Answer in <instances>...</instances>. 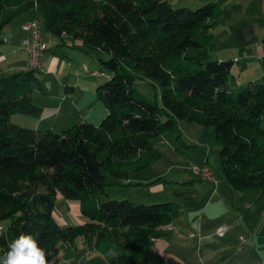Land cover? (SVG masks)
Masks as SVG:
<instances>
[{"label": "trees", "instance_id": "obj_1", "mask_svg": "<svg viewBox=\"0 0 264 264\" xmlns=\"http://www.w3.org/2000/svg\"><path fill=\"white\" fill-rule=\"evenodd\" d=\"M217 8L215 2L174 7L167 0H0V32L35 11L51 35L105 52L101 63L110 75L96 88L107 108L99 125L79 120L61 132L11 120L15 113L40 114L31 98L39 71L0 78V255L21 233H33L48 259L58 249L72 254L80 241L109 264H137L153 239L168 235L179 208L110 199L106 188L119 182L107 175L127 180L161 157L153 140L166 130L189 146L179 120L213 128L217 173L232 189H264V74L239 84L234 61L211 55ZM188 48L202 51L187 56ZM129 68L162 86L161 105L132 87ZM58 195L78 202L86 221L57 228L51 214Z\"/></svg>", "mask_w": 264, "mask_h": 264}, {"label": "crops", "instance_id": "obj_2", "mask_svg": "<svg viewBox=\"0 0 264 264\" xmlns=\"http://www.w3.org/2000/svg\"><path fill=\"white\" fill-rule=\"evenodd\" d=\"M167 1L174 7L189 9L215 2L218 13L217 22L211 30L214 40L209 46L213 49L208 48L209 51L214 50V55L213 52L211 55L220 60L234 61L232 74L239 84L253 81L264 74V0ZM33 17L39 18L35 11H28L2 28L0 78L27 69V54L22 44L27 33L22 24ZM40 38L46 44L41 58L44 69L38 72V84L34 86L31 98L41 111L34 116L32 126L16 120L27 114H13L12 122L36 130L55 131L67 124L65 121L69 120V116L70 121L76 116L78 120L99 125L107 115L106 105L96 93L101 83L79 73L85 58L91 56L90 51L98 50L87 51L79 39L55 37L44 27H41ZM83 55L86 57L83 58ZM72 57L76 59L72 60ZM96 57L100 62L105 58H100L98 54ZM100 68L93 67L94 70ZM130 178L119 184L150 183H133ZM188 183L191 182H163V185L169 184L171 188L165 201L175 203L179 212L166 227L168 235L153 239L149 251L140 257L137 264H264V207L256 213L250 210V198L240 199L241 208L248 211L239 213L228 207L224 197H204L191 191V186L186 185ZM163 185L153 186L152 189H162L165 187ZM139 200L142 203L157 202L150 196ZM51 221L57 228H63L84 223L86 218L78 202L58 195ZM222 226L226 229L222 235H218L216 231ZM242 238L247 242L243 243ZM78 243L72 254L58 249L49 258L50 264H109L105 254L83 246L80 241Z\"/></svg>", "mask_w": 264, "mask_h": 264}, {"label": "rangeland", "instance_id": "obj_3", "mask_svg": "<svg viewBox=\"0 0 264 264\" xmlns=\"http://www.w3.org/2000/svg\"><path fill=\"white\" fill-rule=\"evenodd\" d=\"M208 48L213 49V47L211 46H209ZM200 51H202L201 48H188L186 50V55L195 56ZM211 52H214V50H211L210 53ZM89 54L91 56L86 57L85 55H83V58H86L84 64L81 63L82 65L79 71L80 75L89 77L91 80H94L96 82L98 81L100 83H104L107 80L106 77H96L93 75H89L87 71L94 70L93 67L101 66V71L107 72L104 67H102V63L97 59L96 54H98L100 58L105 57L103 58L105 60L108 59V55L101 50H98L97 52L90 51ZM75 59L76 58L73 59L72 57V60ZM77 62H79V59H77ZM84 67L87 68V71H85ZM128 70L132 75L135 76V79L132 82V87L147 99L151 101H156L158 104L161 105L162 86L156 81L145 79L141 71L131 68H129ZM76 75H79L78 71H76ZM244 84H246V81H244ZM23 116L24 117L22 118L18 117L16 120L20 123H24L25 125L32 126L31 121H35L34 116ZM68 118L69 120L67 121L69 122L65 121V123H67V126L63 124L61 128H56L58 130H55V132L63 131L65 127H68V125H71L72 123H76L75 121L78 120L76 116L71 118V120L73 119V122L70 121V116ZM177 127L179 129L181 138L189 146L183 145L181 143V140H178L176 138V134L174 133V131L166 130L157 139L155 138L153 140L155 147L161 152V157H159L146 168L135 171L132 174V177L130 178V182L133 183H150L144 185L133 184L125 186L117 183L106 188L108 195L107 197L118 201H121L123 199H134L131 201L139 202L140 198H146L147 196H150L154 197L157 202H151L146 204L160 203L168 199L169 194L171 193V188L169 187V184L163 185V182H191L186 184L187 187L191 186V188H189L191 191H195L199 193V195H202L204 197L210 195L224 197V199H226L225 201L228 207H231L233 210H237V212L239 213L248 211L246 209L241 208L240 199L245 200L247 198H250L252 201L250 210L259 213L262 207H264V189H261L259 191L246 192L234 190L226 183L223 177H220L218 175L217 152L219 150V144L215 140L213 128H206L200 124L188 122L186 120H179ZM104 155L105 153L101 152L98 156L99 159H102ZM205 161L208 162V165L212 166V169H214L216 173V185L212 184L209 181L201 179L197 174L194 173L193 166L203 164L205 163ZM107 177L112 182L125 181L116 180L115 178L109 175H107ZM159 184H162L165 187L162 189H152L153 186ZM78 242L77 244H79Z\"/></svg>", "mask_w": 264, "mask_h": 264}, {"label": "built area", "instance_id": "obj_4", "mask_svg": "<svg viewBox=\"0 0 264 264\" xmlns=\"http://www.w3.org/2000/svg\"><path fill=\"white\" fill-rule=\"evenodd\" d=\"M22 28L26 31L27 36L23 39V47L27 54V68L41 71L44 69V64L41 60L44 51L46 50V44L41 41L40 32H41V21L36 18H30L22 24ZM85 71L87 68L84 67ZM89 75L96 77H106L109 78L110 75L108 72L101 70H91L87 71ZM194 173L197 174L201 179L211 182L212 184H217V177L214 173V170L207 164H200L193 166ZM225 226L219 227L217 229V234L222 235ZM4 226L0 222V238L4 233ZM242 242H247L245 238H242Z\"/></svg>", "mask_w": 264, "mask_h": 264}, {"label": "clouds", "instance_id": "obj_5", "mask_svg": "<svg viewBox=\"0 0 264 264\" xmlns=\"http://www.w3.org/2000/svg\"><path fill=\"white\" fill-rule=\"evenodd\" d=\"M0 264H50V262L38 235L21 233L8 244L7 251L0 255Z\"/></svg>", "mask_w": 264, "mask_h": 264}, {"label": "water", "instance_id": "obj_6", "mask_svg": "<svg viewBox=\"0 0 264 264\" xmlns=\"http://www.w3.org/2000/svg\"><path fill=\"white\" fill-rule=\"evenodd\" d=\"M212 54L214 55V52Z\"/></svg>", "mask_w": 264, "mask_h": 264}]
</instances>
